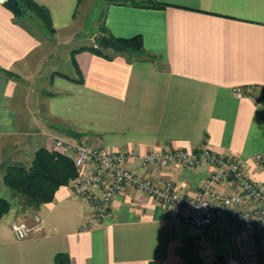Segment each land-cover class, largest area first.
I'll return each instance as SVG.
<instances>
[{
  "label": "crops",
  "instance_id": "1",
  "mask_svg": "<svg viewBox=\"0 0 264 264\" xmlns=\"http://www.w3.org/2000/svg\"><path fill=\"white\" fill-rule=\"evenodd\" d=\"M34 1L49 10L53 34L0 3V67L10 73L0 71V197L10 202L0 220V264H56L59 253L70 264H215L248 252L247 231L237 223L199 230L131 187L115 198L104 223L87 229L90 205L68 185L33 209L3 178L11 166L28 168L40 148L57 150L60 138L142 153L210 148L238 157L264 183L254 161L264 152V111L253 98L264 92V0H149L162 8L104 0L86 46H97L103 24L115 38L140 35L146 53L82 50L77 69L72 48L67 71L53 55L85 30L79 0ZM210 172L154 166L144 173L172 179L194 196ZM36 215L44 228L17 239L12 224H31Z\"/></svg>",
  "mask_w": 264,
  "mask_h": 264
},
{
  "label": "built area",
  "instance_id": "2",
  "mask_svg": "<svg viewBox=\"0 0 264 264\" xmlns=\"http://www.w3.org/2000/svg\"><path fill=\"white\" fill-rule=\"evenodd\" d=\"M238 97L243 91L236 90ZM264 111V94L253 96ZM55 147L70 157L78 171L68 186L72 194L86 200L91 208L86 228L92 229L110 216L115 198L128 188L152 197L157 203L171 205L177 220L204 230L216 222L233 221L247 231L250 250L229 256L215 264H264V183L254 180L247 164L233 155L218 154L210 148L187 150L152 148L144 153L113 150L87 142L73 143L57 138ZM258 167L264 169V152L254 156ZM173 166L201 169L211 168L194 196L184 194L172 179L157 182L144 172L151 167ZM224 185L226 190H221ZM44 228V220L36 215L33 223L17 221L12 224L15 237L26 239Z\"/></svg>",
  "mask_w": 264,
  "mask_h": 264
},
{
  "label": "trees",
  "instance_id": "3",
  "mask_svg": "<svg viewBox=\"0 0 264 264\" xmlns=\"http://www.w3.org/2000/svg\"><path fill=\"white\" fill-rule=\"evenodd\" d=\"M108 3L130 4L144 8H162L165 5L157 1L149 0H107ZM82 0H79L81 4ZM0 3L12 11L19 19L26 15L40 20L43 27L50 33H54L52 18L49 10L34 0H0ZM101 35H108L110 38L126 46L127 52L144 54L146 50L143 38L140 35L132 38H115L109 30L101 24ZM99 35L98 38L101 36ZM82 50H90L97 54H103V49L98 46H85L71 52V62L78 69L75 55ZM153 58L152 56H150ZM0 71L10 74L9 71L0 67ZM80 71V70H79ZM264 94V92H262ZM78 175L74 161L58 150L40 148L36 151L28 168L11 166L4 175V184L10 188L15 196L23 199L25 205L38 209L41 204L54 200L56 191L69 184L70 180ZM10 210V202L0 197V220ZM56 264H70L69 255L59 253L55 258ZM155 264V263H153Z\"/></svg>",
  "mask_w": 264,
  "mask_h": 264
},
{
  "label": "rangeland",
  "instance_id": "4",
  "mask_svg": "<svg viewBox=\"0 0 264 264\" xmlns=\"http://www.w3.org/2000/svg\"><path fill=\"white\" fill-rule=\"evenodd\" d=\"M105 4L106 3L104 0H82L79 8L78 19L79 24L85 26V30L84 32L80 33V35L74 42L69 43L67 46H60L55 50L57 52H54L53 58L60 61L59 69L64 71L68 70L67 66H69V63H66V61H68V56L66 55L68 50L70 51V49L72 48L73 50H75L85 47L86 44L90 41L89 36L94 33V26L103 13ZM100 21L102 22L103 19L101 18ZM73 50H71V52ZM214 244L216 245L215 242Z\"/></svg>",
  "mask_w": 264,
  "mask_h": 264
},
{
  "label": "water",
  "instance_id": "5",
  "mask_svg": "<svg viewBox=\"0 0 264 264\" xmlns=\"http://www.w3.org/2000/svg\"><path fill=\"white\" fill-rule=\"evenodd\" d=\"M97 46L105 50L111 49L115 52H125L127 50L126 46L110 38L108 35L100 36L97 41Z\"/></svg>",
  "mask_w": 264,
  "mask_h": 264
}]
</instances>
